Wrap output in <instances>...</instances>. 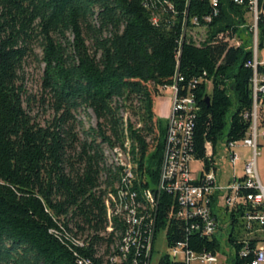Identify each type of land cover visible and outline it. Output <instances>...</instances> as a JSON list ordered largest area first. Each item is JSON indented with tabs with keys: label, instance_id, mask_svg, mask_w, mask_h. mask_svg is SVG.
Returning a JSON list of instances; mask_svg holds the SVG:
<instances>
[{
	"label": "trees",
	"instance_id": "trees-1",
	"mask_svg": "<svg viewBox=\"0 0 264 264\" xmlns=\"http://www.w3.org/2000/svg\"><path fill=\"white\" fill-rule=\"evenodd\" d=\"M219 10L210 31L231 28L240 43L182 41L175 55L183 23L206 13L207 0H0V264H79L77 259L101 264L95 256L99 247L108 252L123 229L114 220L113 230L105 232L103 195L118 169L106 163L104 149H125L127 141L140 186L154 182L165 119L154 114L153 100L174 76L182 84L199 76L210 81L209 91L204 81L193 89L199 106L196 156L204 155L205 140L213 144L222 136L244 135L249 119L242 113L251 106V68L245 65L251 33L244 6L219 0ZM263 38L259 15L257 49ZM35 45L43 64L41 99L51 110L44 122L29 114L19 75ZM134 100L138 126L119 112ZM79 108L91 111L94 124L82 127L75 117ZM170 207L176 209L173 198L162 193L154 238L165 229L166 246L184 237V222L169 214ZM216 216L231 226L224 232L230 248L225 264L248 260L259 235L246 241L249 253L240 257L241 222L234 230L231 212ZM187 243L194 251L221 250L216 234L190 233ZM157 264L184 263L163 253Z\"/></svg>",
	"mask_w": 264,
	"mask_h": 264
},
{
	"label": "built area",
	"instance_id": "built-area-1",
	"mask_svg": "<svg viewBox=\"0 0 264 264\" xmlns=\"http://www.w3.org/2000/svg\"><path fill=\"white\" fill-rule=\"evenodd\" d=\"M235 5L246 8L252 23L247 26L251 33V57L245 65L251 68L249 79L251 106L249 111L242 113L249 119L246 132L240 139H228L222 136L225 146V157L231 167L230 176L221 181L217 176L215 165V142L210 140L202 143L204 155L196 156L193 140L198 104L193 89L200 81L208 83L209 79L202 76L192 77L185 84L183 78L174 76L169 86L168 113L164 125L160 159L155 181L147 186H140L136 164L130 159L128 142L124 148L118 146L104 149L109 156L112 169L118 170L112 189L103 195L105 206V232L113 230L114 220L122 223L123 229L108 252L103 249L95 256H101V264H150L153 247L156 209L162 193L170 195L176 209H169V214L182 219L184 237L166 246V253L171 260L189 264L192 260L213 264L217 262L216 253L208 250L194 251L188 246L187 235L190 233L210 237L216 234L219 227L217 214L232 213L234 222H241L245 244L237 254L246 257L249 250L246 241L258 234V241L250 250V258L240 264H264V185L260 182L256 171L255 157L257 154V138L264 139V56L258 55L256 45V21L259 15H264V0L258 5L257 0H231ZM208 11L201 15L188 18L183 23L178 39L177 50L182 41L193 45L213 43L217 40L229 46H237L240 40L231 28L211 32L209 23L219 13V0H207ZM179 80V82L177 81ZM162 86L159 90L166 88ZM244 148L247 158H242L236 151ZM206 160V162H205ZM242 161L241 173L237 176L235 165ZM196 162L198 168L192 170L190 164ZM249 189V192H243ZM242 212L238 214V209ZM164 230L162 232L164 233ZM81 245L80 240H75ZM89 263L88 259L83 260ZM77 263H82L77 259Z\"/></svg>",
	"mask_w": 264,
	"mask_h": 264
},
{
	"label": "rangeland",
	"instance_id": "rangeland-1",
	"mask_svg": "<svg viewBox=\"0 0 264 264\" xmlns=\"http://www.w3.org/2000/svg\"><path fill=\"white\" fill-rule=\"evenodd\" d=\"M246 22L245 25H250L253 21L251 18H249V15L246 16ZM258 55L264 56V38L262 39V45L258 49ZM40 57V50L35 45L33 46V52L31 55L26 57L24 59V62L22 64L21 70L19 72L20 75V81L22 84V87L24 89V98H27L29 103L28 106H26L29 114L39 122H44L46 119L49 118L51 110L47 106L46 102H44L41 97L43 95L42 89H41V74L43 69V64L39 60ZM206 84V83H205ZM207 91L210 90V86L207 83ZM171 96V92L169 87H166L162 91V96L155 97L154 99V108L156 110H159L160 104L162 105L165 101V99H169ZM165 105V104H164ZM137 103L136 101H132L130 105L127 103L125 106H121L119 109L120 114L124 119H129L131 122L135 124V126H138V119L136 114L133 113V111H137ZM131 107V108H129ZM75 117L78 121H81V125L83 128L90 124H94V117L89 109L83 110L82 108H79L75 112ZM166 121V117H165ZM149 140V137H147ZM257 154L255 157L256 162V171L257 176L260 182L264 185V139L258 137L257 138ZM105 148V147H103ZM151 148V147H150ZM215 165L217 167V176L220 177L221 181H224L227 176H230L231 167L228 162V159L225 157V146L223 143V140L221 137L215 142ZM236 151L240 154V156H243L242 158H247L248 152L244 148H237ZM106 163L109 164V156L106 157ZM198 164L196 162H192L190 164V167L192 170H195L198 168ZM241 161H237V164L235 165V170L237 172H241ZM155 181V180H154ZM231 226L227 225V220H220L219 221V228L216 232V236L221 241V250L216 254L217 262L213 264H225V258H227V254L229 251V246L225 242V235L224 232L226 230H229ZM234 230H237L239 228L238 224L232 226ZM103 249V246L99 247V251ZM166 251V245L164 241V233L162 231L158 232L156 239L153 243L151 255H150V264H157L158 258L160 255H162ZM189 264H209V263H203L199 262L197 260H192L189 262Z\"/></svg>",
	"mask_w": 264,
	"mask_h": 264
},
{
	"label": "crops",
	"instance_id": "crops-1",
	"mask_svg": "<svg viewBox=\"0 0 264 264\" xmlns=\"http://www.w3.org/2000/svg\"><path fill=\"white\" fill-rule=\"evenodd\" d=\"M162 91L163 90H161L160 91V94L159 95H157L156 97H159V96H162ZM155 99V98H154ZM164 100L163 101H165L162 105L160 104V106H159V110L157 111L156 110V108H154V100H153V107H152V110H153V112H154V114L157 116V117H160V118H163V119H165V117H166V115H167V113H168V105H169V99L167 98V99H165V98H163ZM165 104V105H164ZM240 148V147H239ZM241 164H242V161H241ZM241 169V168H240ZM241 172L239 171V172H237V176H239V174H240Z\"/></svg>",
	"mask_w": 264,
	"mask_h": 264
}]
</instances>
